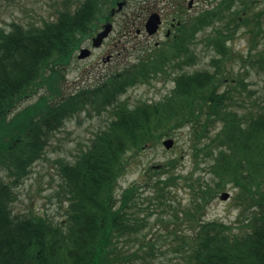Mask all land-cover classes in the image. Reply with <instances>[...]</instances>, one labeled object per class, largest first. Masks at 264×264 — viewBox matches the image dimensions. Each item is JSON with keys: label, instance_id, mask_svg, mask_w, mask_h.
<instances>
[{"label": "trees", "instance_id": "16d2710c", "mask_svg": "<svg viewBox=\"0 0 264 264\" xmlns=\"http://www.w3.org/2000/svg\"><path fill=\"white\" fill-rule=\"evenodd\" d=\"M118 1L126 2L63 0L53 20L28 26L13 22L0 29V264H150L157 248L143 233L144 222L166 207L178 216L168 205L178 180L195 199L193 209L182 211L181 217L193 223V234L172 233L179 241L172 248L181 258L177 264H264V96L251 111L241 113L246 107L239 97L247 84L231 81L221 89L227 61L241 62L246 77L247 66L264 69V47L258 50L264 40L263 12L251 15L248 0H239L240 8L230 14L233 0L205 11L196 24L226 21L225 29L206 38V48L216 52L210 68L178 72L173 90L161 100L130 105L120 97L152 76L167 74L170 58L165 53L142 59L93 90L63 96L64 72L74 52L103 20L109 21L104 6ZM243 27H252L249 52L234 55L224 42L234 40ZM192 59L190 55L188 61ZM40 90L33 103L18 109ZM102 112L109 118L106 125L79 148L73 161H58L64 220L14 214L16 189L43 155L51 134L78 114ZM183 127L190 129L192 157L212 180L197 178L190 184L188 176L175 175L177 163L171 160L150 178L149 195L139 185L118 195L117 182L130 160ZM228 184L245 199L236 226L199 219L204 204ZM131 244L137 245L133 251Z\"/></svg>", "mask_w": 264, "mask_h": 264}, {"label": "rangeland", "instance_id": "374dc122", "mask_svg": "<svg viewBox=\"0 0 264 264\" xmlns=\"http://www.w3.org/2000/svg\"><path fill=\"white\" fill-rule=\"evenodd\" d=\"M62 1L0 0V29H9L13 22L28 26L31 24L41 25L44 20H53ZM218 1L220 0H204L203 7L194 10V12L211 8ZM250 1H255L254 4L249 5L251 15L261 11L264 14V0ZM178 2L180 0H126L121 12L110 19L113 31L105 45L96 50L91 59L78 64L73 61L66 67L61 84L62 95L75 94L81 90H93L105 83L108 77L116 71H122L138 64L139 59L149 53V50L151 51L154 41L164 39L168 22L165 21L161 31L151 37L143 33L137 35V30H143V25L152 12H161L164 18L169 20L168 14L177 9ZM186 2L184 0V7H186ZM111 8H115V5L106 4L103 14H108ZM237 8H240L239 4H237ZM262 23L264 26V15H262ZM251 28L240 29L235 35V39L229 43L234 55L246 56L248 54ZM210 33L211 28H207L200 36L204 39ZM263 47L264 40H261L258 50H262ZM207 51V48L199 49V61L189 72L208 68L213 52ZM109 55H112V60L105 63L103 58ZM225 68V81L221 89H226L231 81L233 83L244 81L247 84L246 90L241 94L239 100L246 108L241 109L240 112L251 111L256 104L261 103L264 96V69L259 67L253 69L247 66L248 75L246 77L241 62L237 60L229 61ZM166 73L152 76L148 82L129 88L120 97V101L127 100L130 105H133L138 101L150 103L163 99L173 90L174 77L178 72L168 70ZM42 92L43 90H40L38 94L28 98L18 109L33 103ZM108 119L105 112L93 113L91 117L86 113H81L67 120L63 127L51 134L43 155L32 164L29 175L16 189L17 200L12 205L14 214L24 215L33 212L47 216L55 223L64 220L66 203L64 202L62 191L64 185L60 178L58 161H73L79 148L83 149L92 135L106 125ZM169 138L174 140L171 149H164L161 142L166 138H162L159 143L152 147H146L139 155L130 160L125 174L117 182L116 193L118 195L122 190L132 185L141 186L139 191L144 192L145 196L149 195L150 183L153 181L150 178L155 176L154 172H158L156 170H161L162 166L171 160H175L177 163L175 175L188 176L191 178L190 184L197 178H200L203 183L212 180V175L205 166L192 157L189 127L175 131L174 136ZM150 168L154 170H150ZM226 186L225 190L220 191L209 203L204 204L199 219L236 226V219L245 209V199L240 192L231 189V185ZM173 189L168 205L174 208L178 216L175 217L172 214L173 210L168 207L164 210L161 209L162 211L158 209L147 218V221L144 222L145 226L143 225V233L147 235V239L156 244L157 248L155 257L149 258L150 264H177L181 258L172 248H176L179 241H177L178 239L174 240L172 233L175 232L177 236L193 234L194 225H190L193 223L183 222L181 217L182 211L193 209L194 194L183 180H178L177 186ZM221 192H228L229 198L225 201L221 200L219 197ZM245 214L247 213L245 212ZM141 216H145V213H142ZM136 247L137 245L131 244L129 250L133 251Z\"/></svg>", "mask_w": 264, "mask_h": 264}, {"label": "flooded vegetation", "instance_id": "af4514ba", "mask_svg": "<svg viewBox=\"0 0 264 264\" xmlns=\"http://www.w3.org/2000/svg\"><path fill=\"white\" fill-rule=\"evenodd\" d=\"M186 1H187L186 7L183 6L184 0H180V2H178V5L176 6L177 9L172 10V12L168 14L169 20L165 19L164 15L161 12H152V13H156L160 18V25L157 31L153 35H149L145 29V24L148 20V17L152 13L147 17L143 25V30L138 29L136 32L137 35H142L143 33L144 35L149 36V37L154 36L155 34H158L161 31L162 25L165 21L168 22L167 23L168 27L165 31L164 39H161L159 41H154L151 51L149 50V53H146L144 57L140 58L138 63L142 59H145L148 56L153 57L155 54L165 53L170 58L165 63L166 72H168V70H175L177 72H184V73L185 72L193 73V72L201 71V70H194L192 72H189V70L192 69L193 66H195V64L199 61L198 60V57L200 55L198 53L199 49L201 47L206 49V38L210 37L217 29H225L226 21L225 20L224 21L215 20L214 23L208 26H205V27L198 25V23L196 24V21H198V18L202 16L205 13V11H209L217 7L218 8L223 7V5L225 4L224 2L225 0L218 1V3H216V5L211 8H207L206 10L201 9L196 12H194V10L203 7L204 0H186ZM248 1H249V4H252V3L254 4L255 2V1H250V0ZM237 4L241 6L239 0H233L231 7L228 10L229 12L228 14H230V12H233L237 9ZM122 9L120 10L114 9V8L110 9V12L107 14L109 17V21L103 20V22L99 24L97 30L93 33V35L87 40H85L84 43L78 48V50L74 52L71 62L74 61L75 64L76 63L78 64V63L86 61L87 59H91V57L94 55V52L96 50H99L101 47L105 45V43L109 40V35L113 31V28L111 29L107 37L103 39V41L101 42L99 46L97 47L92 46L93 39L97 35V33L102 30L103 26L106 23H111L110 19L114 17L115 14L121 12ZM222 10L227 11L226 8H222ZM190 12H192V14H189ZM244 14L245 13H243V15ZM232 27H233L232 29H234L236 25H233ZM207 28H211V33L208 34L207 37L203 39V37H201L200 35ZM189 32H191L190 35L188 34ZM231 41L233 40H225L224 42L225 46L230 48L229 43H231ZM82 49H87L88 55L86 57L80 58L79 56L81 54ZM207 50H208L207 52H213V55L216 54L214 48H212L211 46H208ZM232 54H234L233 50H232ZM190 55L193 56V59L191 62L188 61V57ZM111 60H112V55H109L106 58H103V61L105 63H108ZM227 63L228 61L225 64ZM208 68H210V66H208ZM241 71L243 72V69H241ZM117 72H124V70L116 71L115 73ZM114 74L110 75L108 78L112 77Z\"/></svg>", "mask_w": 264, "mask_h": 264}, {"label": "water", "instance_id": "95a60500", "mask_svg": "<svg viewBox=\"0 0 264 264\" xmlns=\"http://www.w3.org/2000/svg\"><path fill=\"white\" fill-rule=\"evenodd\" d=\"M125 4V2H118L117 3V9L120 10L122 9L123 5ZM160 25V18L159 16L156 14V13H152L149 17H148V20L145 24V29L147 31V33L149 35H153L158 27ZM112 29V24L110 23H106L104 26H103V30L101 32H99L96 37L93 39V43H92V46L93 47H97L101 44V42L103 41V39L105 37H107V35L110 33ZM88 55V50L86 49H82L81 50V54H80V58H83V57H86ZM174 144V141L172 139H165L162 141V145L163 147L166 149V150H169L172 148ZM229 198V193L228 192H223L221 193L220 195V199L221 200H227Z\"/></svg>", "mask_w": 264, "mask_h": 264}]
</instances>
